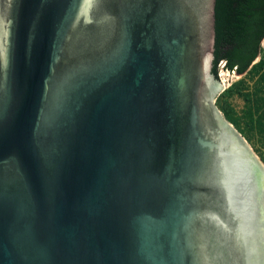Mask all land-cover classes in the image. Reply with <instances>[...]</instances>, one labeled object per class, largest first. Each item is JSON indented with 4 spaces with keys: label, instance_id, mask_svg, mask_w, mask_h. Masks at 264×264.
Instances as JSON below:
<instances>
[{
    "label": "water",
    "instance_id": "obj_1",
    "mask_svg": "<svg viewBox=\"0 0 264 264\" xmlns=\"http://www.w3.org/2000/svg\"><path fill=\"white\" fill-rule=\"evenodd\" d=\"M213 6L0 0V264H264Z\"/></svg>",
    "mask_w": 264,
    "mask_h": 264
},
{
    "label": "trees",
    "instance_id": "obj_2",
    "mask_svg": "<svg viewBox=\"0 0 264 264\" xmlns=\"http://www.w3.org/2000/svg\"><path fill=\"white\" fill-rule=\"evenodd\" d=\"M213 59L211 74L217 79V67L237 75L254 74L263 63L252 65L264 38V0H214ZM237 95L243 101V118L228 110L225 97ZM225 119L246 136L256 135L264 146V66L249 92L244 81L234 83L215 102Z\"/></svg>",
    "mask_w": 264,
    "mask_h": 264
},
{
    "label": "rangeland",
    "instance_id": "obj_3",
    "mask_svg": "<svg viewBox=\"0 0 264 264\" xmlns=\"http://www.w3.org/2000/svg\"><path fill=\"white\" fill-rule=\"evenodd\" d=\"M260 63H263L261 68H258L257 72L254 74H245V75H237L234 72H227L225 71L221 65H218L217 67V81H220L222 85V90L218 92L216 95L214 105L216 106L215 102L216 100L221 98V94L226 92L228 89L231 88V86L238 82V81H244L247 89L249 92L252 90V87L254 83L258 80V76L260 75L262 68L264 66V38L260 42V51L258 54V57L255 59V61L252 63V65H259ZM226 101V106L228 107V110L236 114L237 118L242 119V113H243V101L241 98L237 95L230 94L227 97L224 98ZM217 110L221 113L223 119L225 122L232 127V129L241 137V139L244 141L248 149L251 151L253 156L257 159V161L260 163V165L264 169V146L261 143V139H257L258 137L256 135L246 136L244 134V127L243 124L240 123L239 129H236L232 123H230L225 117L223 116L222 112L218 109ZM264 209V205H263Z\"/></svg>",
    "mask_w": 264,
    "mask_h": 264
},
{
    "label": "built area",
    "instance_id": "obj_4",
    "mask_svg": "<svg viewBox=\"0 0 264 264\" xmlns=\"http://www.w3.org/2000/svg\"><path fill=\"white\" fill-rule=\"evenodd\" d=\"M220 65H221V67H222V66H223V63H221ZM227 72H229V71H227ZM231 72H232V71H231Z\"/></svg>",
    "mask_w": 264,
    "mask_h": 264
}]
</instances>
